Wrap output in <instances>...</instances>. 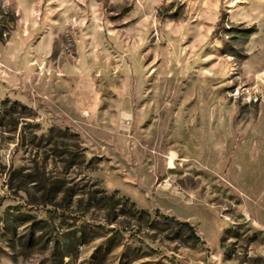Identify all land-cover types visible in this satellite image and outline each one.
I'll return each mask as SVG.
<instances>
[{"label": "rangeland", "instance_id": "374dc122", "mask_svg": "<svg viewBox=\"0 0 264 264\" xmlns=\"http://www.w3.org/2000/svg\"><path fill=\"white\" fill-rule=\"evenodd\" d=\"M5 99L0 264H264V0H0Z\"/></svg>", "mask_w": 264, "mask_h": 264}, {"label": "trees", "instance_id": "16d2710c", "mask_svg": "<svg viewBox=\"0 0 264 264\" xmlns=\"http://www.w3.org/2000/svg\"><path fill=\"white\" fill-rule=\"evenodd\" d=\"M6 102H10V106H7ZM2 106L3 107L0 109V127H4L6 124H10V126H12L10 130H15L19 122H24L27 118H30L32 116L31 115L32 111L18 101H10L9 99H5L4 101H2ZM41 190L45 191L44 195L42 196L43 203L51 204L55 199L56 191L54 192L51 187L48 188L45 186H42ZM101 198L107 199L108 197L106 195H103V197ZM122 200L124 205L128 206V210L130 213H132L133 216L134 215L139 216L141 214H145L143 211H137L134 207V204L129 202L127 199L122 198ZM116 204L122 206L120 203H116ZM103 208L105 209L106 207ZM178 224L187 226L188 229H190L191 233L193 234L191 226L187 225L186 223H180V222H178Z\"/></svg>", "mask_w": 264, "mask_h": 264}]
</instances>
